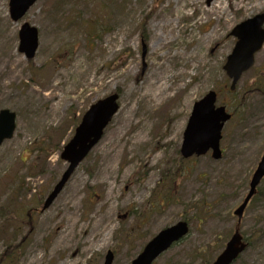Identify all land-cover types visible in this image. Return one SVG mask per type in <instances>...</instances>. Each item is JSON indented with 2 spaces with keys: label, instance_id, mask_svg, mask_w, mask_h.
<instances>
[{
  "label": "rangeland",
  "instance_id": "374dc122",
  "mask_svg": "<svg viewBox=\"0 0 264 264\" xmlns=\"http://www.w3.org/2000/svg\"><path fill=\"white\" fill-rule=\"evenodd\" d=\"M8 1L0 0V110L16 117L13 136L0 145V264H26L30 246L42 255L38 264L73 257L100 215L107 226L94 237L106 232V239L78 264H102L107 251L111 264H131L149 239L179 220L187 234L152 264H208L236 227L246 247L231 264H264V177L238 224L233 214L264 150V43L232 92L223 69L236 41L232 28L264 14V0H222L224 15L215 20L203 14L206 0H37L18 21ZM23 22L38 31L32 58L18 51ZM159 37L169 41L166 62L157 56ZM158 66L170 89L153 102L160 101L144 141L131 148L127 141L106 159L135 126V119L122 123L128 103L135 118L147 114L139 85ZM210 90L231 113L220 132L222 155L185 158L180 148L193 103ZM112 93L117 113L43 208L67 167L63 146L88 107ZM66 210L72 231L53 243L69 220Z\"/></svg>",
  "mask_w": 264,
  "mask_h": 264
},
{
  "label": "water",
  "instance_id": "95a60500",
  "mask_svg": "<svg viewBox=\"0 0 264 264\" xmlns=\"http://www.w3.org/2000/svg\"><path fill=\"white\" fill-rule=\"evenodd\" d=\"M37 0H9V13L13 21L23 17L27 10ZM211 0H206L209 3ZM264 14H255L231 30V34L237 41L227 56L224 70L231 78L230 90L235 88V84L242 72L249 69L254 62V54L262 47L264 42ZM18 50L27 58H32L38 46V32L34 26L24 22L18 32ZM118 94L112 93L103 99L91 104L82 115L79 124L74 130L72 138L63 146L60 158L67 162L66 169L62 172L59 180L53 186L48 196L45 198L43 208L47 207L62 190L65 183L70 178L78 164L85 158L90 149L101 138L104 128L112 119L118 109ZM216 93L208 91L201 99L193 104L191 114L188 118L186 128L183 133V140L180 153L183 157L193 154L201 155L211 150L214 159L221 157L219 148L220 132L224 123L230 118V114L224 106H215ZM15 129V113L8 109L0 110V144L12 137ZM264 176V153L254 170L247 194L242 202L234 209L233 214L240 221L243 211L256 193V187ZM188 232L185 221L162 229L151 240H149L143 250L131 261V264H151L170 245L181 239ZM246 244L242 241V236L238 228L226 242L222 251L209 264H231L244 250ZM113 255L107 251L102 264H111Z\"/></svg>",
  "mask_w": 264,
  "mask_h": 264
},
{
  "label": "bare ground",
  "instance_id": "6f19581e",
  "mask_svg": "<svg viewBox=\"0 0 264 264\" xmlns=\"http://www.w3.org/2000/svg\"><path fill=\"white\" fill-rule=\"evenodd\" d=\"M241 2V1H239ZM210 3V2H209ZM250 4L247 3L245 6H249ZM237 8H242L244 5H238L236 4ZM185 8V6L183 7ZM225 8L223 7L222 0H212L211 5L209 8L203 12L206 16L210 15L213 20L220 18L222 15H224ZM202 39L200 38L197 42L196 47L198 48L201 43ZM159 44L158 49H162L160 53L157 54V56L160 57V60H163L166 62L168 60L169 55L171 53L169 52V41L168 40H162L160 37L157 38L154 41V45ZM160 65L163 66V62L160 63ZM161 66V67H162ZM160 66L156 67L151 74L147 77H145V80L142 81L141 85H139L140 90V99L143 101V107L145 112L147 114L141 113L137 118H135V107L133 106V103H128L126 107V114L124 118L122 119V123H130L133 119H135L134 125L132 126L133 130L129 136L123 139L121 142V145L115 146L114 152L112 155H106L105 158L110 157L111 159H114L118 155L119 149H122L124 144L129 141L131 142L129 148L132 147L135 143H142L144 141V132L147 130L149 126L153 123L152 115L155 113V111L158 109L159 103L154 104L153 102L156 99H160L163 97L166 92H169L170 85L168 84V75H162L161 72H156L161 69ZM179 107H181L179 104H177L176 109L180 110ZM117 113V112H116ZM151 115V116H150ZM125 133L124 127H122L120 130L115 132V136L117 138H121V135ZM167 139H169V136H166ZM63 214H67L68 216V222L65 228H60V226L57 228L58 231L55 234L54 242L57 241H63L70 235V232L72 231L71 226L74 224V219L72 214L69 211H65ZM108 220V219H107ZM107 226V221L104 216L100 215L94 219V223L92 225V231L91 234H93L92 238L86 237L83 239V246L80 250V253H73V257L66 256L62 259L61 262L58 264H78L79 260L81 259V256L85 257L89 254L90 249L95 246L96 249L101 246L104 243V240L106 239V232L103 233V236L99 239L98 236L94 237V234H99L101 231L104 230V227ZM90 235V234H89ZM36 246H30L27 251V261L26 264H38L41 260L42 255H40V252H36L37 249H35ZM68 259V260H67Z\"/></svg>",
  "mask_w": 264,
  "mask_h": 264
},
{
  "label": "flooded vegetation",
  "instance_id": "af4514ba",
  "mask_svg": "<svg viewBox=\"0 0 264 264\" xmlns=\"http://www.w3.org/2000/svg\"><path fill=\"white\" fill-rule=\"evenodd\" d=\"M236 39V41H237V38H235Z\"/></svg>",
  "mask_w": 264,
  "mask_h": 264
}]
</instances>
